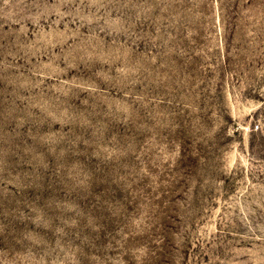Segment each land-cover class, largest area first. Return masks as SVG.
Segmentation results:
<instances>
[{"label": "rangeland", "instance_id": "rangeland-1", "mask_svg": "<svg viewBox=\"0 0 264 264\" xmlns=\"http://www.w3.org/2000/svg\"><path fill=\"white\" fill-rule=\"evenodd\" d=\"M0 264H264V0H0Z\"/></svg>", "mask_w": 264, "mask_h": 264}]
</instances>
